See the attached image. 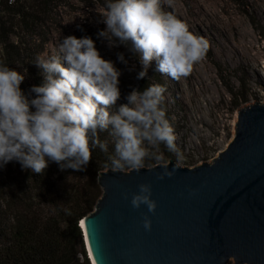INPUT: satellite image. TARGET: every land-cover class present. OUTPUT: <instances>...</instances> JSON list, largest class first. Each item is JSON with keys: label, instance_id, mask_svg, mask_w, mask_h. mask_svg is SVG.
<instances>
[{"label": "clouds", "instance_id": "1", "mask_svg": "<svg viewBox=\"0 0 264 264\" xmlns=\"http://www.w3.org/2000/svg\"><path fill=\"white\" fill-rule=\"evenodd\" d=\"M161 2L104 0L105 28L96 35L109 48L125 46L139 60L142 70L137 79L145 78L155 62V71L178 81L205 59L209 42L174 14L164 12ZM117 59L128 63L123 53ZM34 64L43 80L31 87L35 98L29 100L20 87L25 74L0 60V168L16 161L22 169L41 174L54 162L61 171H83L99 149L107 154L105 166L113 172L140 171L149 160L167 169L161 145L175 155L176 169L183 161L164 107L167 87L151 84L142 91L134 89L126 97L128 102L117 107L122 72L102 57L92 37H65L54 54L37 55ZM101 133L107 138L102 140ZM138 189L131 206L154 212L157 202L151 185L140 184ZM63 211L72 215L68 208ZM143 227L146 231L152 227L146 215Z\"/></svg>", "mask_w": 264, "mask_h": 264}, {"label": "water", "instance_id": "2", "mask_svg": "<svg viewBox=\"0 0 264 264\" xmlns=\"http://www.w3.org/2000/svg\"><path fill=\"white\" fill-rule=\"evenodd\" d=\"M175 166L99 174L86 232L80 223L91 264L90 252L95 264H264V104L239 112L234 141L212 163ZM140 184L151 185L154 212L131 206Z\"/></svg>", "mask_w": 264, "mask_h": 264}, {"label": "rangeland", "instance_id": "3", "mask_svg": "<svg viewBox=\"0 0 264 264\" xmlns=\"http://www.w3.org/2000/svg\"><path fill=\"white\" fill-rule=\"evenodd\" d=\"M211 1L217 3L218 10L223 16L232 15L245 23L246 29L251 32L256 42L254 52L259 51L262 58L258 62V71L261 73V77L250 78V67H246L244 64L233 66L221 58L218 42L211 34V26L206 25L204 29L205 39L209 42V50L205 59L201 62L212 71V87H217L221 91V95L214 104L204 106L207 123L197 125L206 137L197 134L193 128L185 124H188V119H190L186 110L189 101L178 96L176 84L171 78L155 71V62L148 68L145 78L137 79V73L142 70L139 60L134 58L125 46L120 45L109 48L106 41L97 38V32L105 28V25L101 22V15L105 11L104 0H58L57 9L46 18L45 24L41 25L32 35L26 37L24 58L11 60L10 63H7L5 60L7 56L0 45V60H4L10 68L25 74V79L20 87L25 96L31 100L35 98V94L30 91L31 87L40 85L43 80L40 74L41 70L34 64L36 56L47 57L54 54L58 49V44L65 37L76 36L81 38L90 36L95 41L96 48L102 57L113 61L115 66L122 72L119 77L121 95L116 102L117 107L128 102L126 97L134 89L141 91L143 88L142 82H145L148 86L151 84L165 85L167 87L164 94L166 115L174 128L177 147L184 157L180 165L195 167L206 162L212 163L234 141L239 112L256 103L264 104V18L258 16L253 7L257 6V9L263 12L264 16V0ZM169 4L181 10L180 15L172 13L177 18L180 19L181 16L188 19L190 17L189 0H162L161 7L164 12L170 13ZM16 32H19V30H16ZM193 33L202 36L197 30ZM13 41L16 42L17 39L13 38ZM118 53L124 54L125 59L128 61L127 65L117 59ZM234 121H236L235 125ZM190 140L193 143H189ZM161 150L164 152L166 164L170 160H175V155L167 152L163 145H161ZM18 170L19 163L16 161L8 162L0 168L1 190L7 189V186L18 175ZM79 172L83 174L88 171L85 169ZM85 250L89 259L86 245Z\"/></svg>", "mask_w": 264, "mask_h": 264}, {"label": "trees", "instance_id": "4", "mask_svg": "<svg viewBox=\"0 0 264 264\" xmlns=\"http://www.w3.org/2000/svg\"><path fill=\"white\" fill-rule=\"evenodd\" d=\"M57 7L58 0L0 1V45L7 63L24 58L26 37ZM142 84L144 90L148 85ZM100 137L103 140L107 134ZM106 163L107 154L96 149L83 174L61 171L54 162L43 173L33 174L19 164L16 178L7 189L0 188V264H91L80 223L102 196L98 177L109 168ZM64 208L72 215H66Z\"/></svg>", "mask_w": 264, "mask_h": 264}, {"label": "bare ground", "instance_id": "5", "mask_svg": "<svg viewBox=\"0 0 264 264\" xmlns=\"http://www.w3.org/2000/svg\"><path fill=\"white\" fill-rule=\"evenodd\" d=\"M253 7L258 16L264 18L263 12L259 11L257 6ZM169 8L170 13L181 14L178 7L169 4ZM189 14L188 19L181 16L180 19L186 23L191 32L197 30L205 38V27L207 24L211 26V34L218 42V50L224 61L233 66L244 64L246 67H250V78L261 77V73L258 71V62L262 55L259 51L254 52L256 42L242 20L232 15L223 16L218 10L217 3L211 0H189ZM212 80V71L203 62L195 65L189 76L178 81L173 80L178 90V96L189 101L186 110L190 119H188V124H185L202 137H206V135L197 125L207 123L204 106L214 104L221 95V91L217 87H212ZM235 123L236 121H234V125ZM189 143H193V141L190 140ZM82 226L85 230L84 221H82ZM90 256L95 264L91 252Z\"/></svg>", "mask_w": 264, "mask_h": 264}, {"label": "built area", "instance_id": "6", "mask_svg": "<svg viewBox=\"0 0 264 264\" xmlns=\"http://www.w3.org/2000/svg\"><path fill=\"white\" fill-rule=\"evenodd\" d=\"M1 1V0H0ZM18 1V0H15V2Z\"/></svg>", "mask_w": 264, "mask_h": 264}]
</instances>
